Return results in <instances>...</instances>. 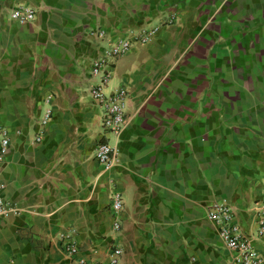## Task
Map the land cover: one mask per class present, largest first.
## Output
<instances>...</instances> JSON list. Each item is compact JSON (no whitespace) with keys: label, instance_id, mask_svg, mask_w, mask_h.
<instances>
[{"label":"crops","instance_id":"0c3cea01","mask_svg":"<svg viewBox=\"0 0 264 264\" xmlns=\"http://www.w3.org/2000/svg\"><path fill=\"white\" fill-rule=\"evenodd\" d=\"M20 5L30 22L9 18ZM142 29H154L147 43L109 61L103 94L126 93L115 135L89 66ZM1 130L3 195L19 213L0 218V264H106L114 247L116 264H233L206 218L220 203L264 260L253 211L264 195V0H0ZM103 142L117 151L108 169L95 158Z\"/></svg>","mask_w":264,"mask_h":264},{"label":"built area","instance_id":"2783aa9c","mask_svg":"<svg viewBox=\"0 0 264 264\" xmlns=\"http://www.w3.org/2000/svg\"><path fill=\"white\" fill-rule=\"evenodd\" d=\"M174 15H170L166 19V23L172 22ZM9 18L20 24L30 22L34 18V10L28 6H16L9 11ZM154 29H142L135 33H130L126 37H120L111 40L108 46L103 49V56L94 58L89 66L90 75L95 78V83L90 87L89 94L92 100L99 103L103 110V126L107 131L118 134L125 120L124 100L126 93L123 88H116L110 94H103V87L110 77V60L124 54L134 43H147ZM98 36H102V31L97 32ZM47 98L45 101L48 102ZM50 114V108L46 107L41 116V123L45 124ZM0 162L3 161L6 154L9 139L4 130L0 131ZM40 136H36L38 141ZM95 158L103 169H108L117 162V151L112 145L105 142L99 143L95 149ZM4 184L0 180V218L17 215L19 209L4 198ZM111 209L118 212L121 208L122 200L118 192H113L111 197ZM253 211L255 214V236L264 239V195L258 201L253 203ZM206 218L216 227V233L224 248L234 252L233 264H263L264 260L257 251L252 238L244 233L235 221L232 208L224 203L211 205L206 213ZM114 229L118 228L117 222L112 223ZM65 254L72 256L76 253L77 248L70 234L60 235ZM121 250L114 247L107 256L106 264H116ZM79 264H103L101 262L87 263L83 259L77 261Z\"/></svg>","mask_w":264,"mask_h":264}]
</instances>
